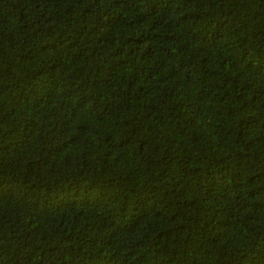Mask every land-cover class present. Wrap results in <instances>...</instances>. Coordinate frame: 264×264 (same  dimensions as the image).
I'll return each instance as SVG.
<instances>
[{
	"label": "trees",
	"instance_id": "1",
	"mask_svg": "<svg viewBox=\"0 0 264 264\" xmlns=\"http://www.w3.org/2000/svg\"><path fill=\"white\" fill-rule=\"evenodd\" d=\"M0 264H264V0H0Z\"/></svg>",
	"mask_w": 264,
	"mask_h": 264
}]
</instances>
